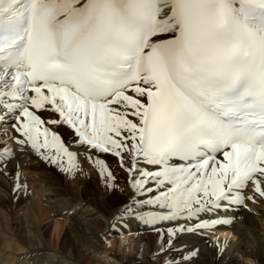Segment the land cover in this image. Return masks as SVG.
<instances>
[{
  "label": "snow or ice",
  "instance_id": "6c2138e0",
  "mask_svg": "<svg viewBox=\"0 0 264 264\" xmlns=\"http://www.w3.org/2000/svg\"><path fill=\"white\" fill-rule=\"evenodd\" d=\"M3 127L62 171L73 145L117 158L132 190L118 233L228 224L200 214L242 205L249 184L264 197V0H0Z\"/></svg>",
  "mask_w": 264,
  "mask_h": 264
},
{
  "label": "bare ground",
  "instance_id": "6f19581e",
  "mask_svg": "<svg viewBox=\"0 0 264 264\" xmlns=\"http://www.w3.org/2000/svg\"><path fill=\"white\" fill-rule=\"evenodd\" d=\"M60 131L67 141L69 133L63 128ZM14 135L10 128H0V142L12 143L14 153L10 158L0 154V163L3 158L10 161L0 164V260L8 264H106L97 256L109 254L113 264H165V260L176 264H264V197L251 184L243 199L250 217L243 211L236 217L233 209L201 213V219L216 220L221 215L230 223L177 233L174 239L167 228L193 227L199 221L162 222L156 226L161 231H156L125 219L128 228L120 230L125 237L115 239L111 225L120 227V221L113 218L121 215L132 195L128 173L118 167L117 158L73 145L70 151L77 154L78 168L62 171L38 154L34 156L30 148L21 149L12 139ZM96 155L106 159L115 184L98 174L99 167L93 162ZM37 162L46 165V172L39 174ZM210 235L218 245L206 240ZM170 239L171 247L161 253V244L167 245ZM194 248L198 255L184 260Z\"/></svg>",
  "mask_w": 264,
  "mask_h": 264
},
{
  "label": "rangeland",
  "instance_id": "374dc122",
  "mask_svg": "<svg viewBox=\"0 0 264 264\" xmlns=\"http://www.w3.org/2000/svg\"><path fill=\"white\" fill-rule=\"evenodd\" d=\"M63 129L64 130H66L68 133H69V135H70V130L69 129H67V127L65 126V127H63ZM67 140H68V138H66ZM7 147L9 148V149H13V145H12V143H10V142H7ZM24 150H30L29 148H23ZM81 149H84V148H81ZM80 150V149H79ZM85 150V149H84ZM32 153H33V155L34 156H38L36 153H34L32 150H30ZM93 153V152H92ZM0 154H4V153H0ZM30 154V153H29ZM32 155V156H33ZM105 155V154H104ZM97 156V155H96ZM0 158H2L1 156H0ZM111 159H114V157H110ZM110 158H109V160H110ZM4 160V162H2V163H0V164H7V163H9L10 161H8L7 159H5V158H3ZM37 164H38V167H39V174H41V173H43L44 171L46 172V165L43 163V164H41V163H38L37 162ZM15 171V170H14ZM110 182V181H109ZM110 184H111V182H110ZM247 190V189H246ZM245 193H246V191H244V194L243 195H245ZM244 201V200H243ZM245 205L244 204H242V205H232V206H229V209L230 210H234L233 211V213H236V217H238L240 214H241V212L243 211L244 213H246L247 215H248V217H250L251 215V211L248 209V207H244ZM221 212H224V210H220ZM221 219V220H224L225 219V216H218L217 217V219ZM123 229V228H122ZM114 237H115V239H120V238H122V237H125V231L124 230H122L121 232H117L116 231V234L114 235ZM206 240L207 241H209V242H211V243H213V244H215V245H218L217 244V242L215 241V239L214 238H212L211 237V235L210 236H207L206 237ZM104 245H106V243H104ZM116 247H117V245H116ZM123 247H124V245H123ZM112 255V254H111ZM108 256H109V254L107 255H103V254H100V255H98L97 257H98V259L97 260H99V261H103L104 263H106V264H113V262L111 261V260H109V258H108ZM33 263V262H32ZM0 264H8V262H6L4 259H1L0 260ZM11 264V263H10ZM34 264V263H33Z\"/></svg>",
  "mask_w": 264,
  "mask_h": 264
}]
</instances>
